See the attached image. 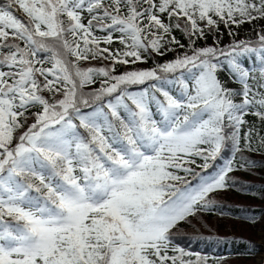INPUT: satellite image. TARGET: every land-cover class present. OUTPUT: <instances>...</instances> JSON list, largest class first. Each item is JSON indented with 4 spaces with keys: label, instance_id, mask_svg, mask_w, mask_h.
Segmentation results:
<instances>
[{
    "label": "snow or ice",
    "instance_id": "snow-or-ice-1",
    "mask_svg": "<svg viewBox=\"0 0 264 264\" xmlns=\"http://www.w3.org/2000/svg\"><path fill=\"white\" fill-rule=\"evenodd\" d=\"M258 168L264 0H0V264H228L182 225Z\"/></svg>",
    "mask_w": 264,
    "mask_h": 264
},
{
    "label": "trees",
    "instance_id": "trees-1",
    "mask_svg": "<svg viewBox=\"0 0 264 264\" xmlns=\"http://www.w3.org/2000/svg\"><path fill=\"white\" fill-rule=\"evenodd\" d=\"M252 25L245 24L239 30V37H246L251 33ZM258 27V25H257ZM177 38L182 42H186L181 37L180 33H177ZM226 34L224 35V42L227 40ZM211 43V40H209ZM227 43V42H225ZM170 57H164L167 59ZM246 63H251L247 61ZM151 66V61L141 67ZM223 79L228 80V76L225 74ZM229 86H235L229 81ZM229 155L225 152V156ZM257 163H260V154H254ZM200 161H198L199 163ZM217 163H220L219 161ZM199 171V169H197ZM239 173V172H238ZM242 181L255 182L256 188L261 187V182L264 181V168H258L254 174L256 178H250L252 174L239 173ZM250 176V177H249ZM191 179V178H190ZM255 191V190H253ZM237 194V193H236ZM243 196V200L224 199L227 207L224 209L225 215L230 218L238 219L249 224H256L262 218L264 214V199H261L258 195L253 198V193L240 194ZM242 208L248 209V214L253 217V220L245 221L241 219ZM207 214V213H204ZM215 216H221L219 213ZM255 221V223L253 222ZM227 237L228 239L220 242L218 238ZM179 243L186 248V250L193 253L199 252L209 257H223L228 261V264H261V259L257 262H246L243 259L254 257L259 251H261L262 241L256 238L243 234L240 231L229 230L223 231L212 225L206 227L196 226L191 229H183V233L179 236ZM231 257H237V260L231 259ZM241 259V260H239Z\"/></svg>",
    "mask_w": 264,
    "mask_h": 264
},
{
    "label": "rangeland",
    "instance_id": "rangeland-1",
    "mask_svg": "<svg viewBox=\"0 0 264 264\" xmlns=\"http://www.w3.org/2000/svg\"><path fill=\"white\" fill-rule=\"evenodd\" d=\"M250 35L251 34H248L244 38H248ZM239 38L243 39V37H239ZM225 42H228V39ZM249 119H252V118L249 117ZM236 175L238 177L241 176L239 173H236ZM256 177L257 176L253 173V175H251L250 178H256ZM225 198L232 199V200H243L244 199L242 195L236 194L234 192L228 193ZM262 218H264V214L262 215ZM262 218L256 224H249L244 221H240L238 219L230 218L227 216L221 217V216H215L213 214H202V216L199 218V223H197L196 226L206 227L207 225H212L223 231L236 230L250 237L256 238L257 240L262 241V237L264 235V219ZM182 228L191 229L193 227L182 225ZM261 256H262V253L261 251H259L257 254H255L254 257L245 258L243 260L246 262L253 263V262L259 261L261 259ZM232 258L233 260H237V257H231V259Z\"/></svg>",
    "mask_w": 264,
    "mask_h": 264
},
{
    "label": "water",
    "instance_id": "water-1",
    "mask_svg": "<svg viewBox=\"0 0 264 264\" xmlns=\"http://www.w3.org/2000/svg\"><path fill=\"white\" fill-rule=\"evenodd\" d=\"M261 253H262V256H261V264H264V235L262 237V246H261Z\"/></svg>",
    "mask_w": 264,
    "mask_h": 264
}]
</instances>
